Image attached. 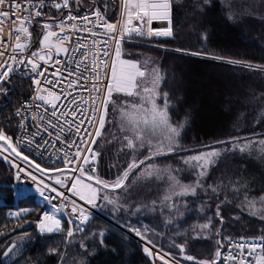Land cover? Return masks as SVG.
Here are the masks:
<instances>
[{
    "label": "trees",
    "instance_id": "trees-1",
    "mask_svg": "<svg viewBox=\"0 0 264 264\" xmlns=\"http://www.w3.org/2000/svg\"><path fill=\"white\" fill-rule=\"evenodd\" d=\"M77 2L79 7L70 1V9L46 8L43 11V15L37 18L40 23H33L30 29V52L38 47L45 30L42 25L51 22L52 18L59 22L69 11L83 14L93 8V3L96 6L107 4L104 15L110 23L117 19L120 0ZM222 6L217 0H172V36L156 42L125 38L121 44L125 59L137 61L148 70L155 67L160 70L159 93L162 96L167 94L170 121L176 125L185 124L177 154L156 157L148 163L164 162L175 166L180 158L210 150L205 146H211L216 141L235 139L240 145L246 141L264 140V68L225 61L264 66V55L256 50L258 45L263 46L262 39L254 33L249 38L245 33V28L249 30L247 21L230 22ZM29 74L23 70L12 75L4 87L9 89L13 85L15 91H10L7 97L0 95V130L12 140L16 128L15 110L30 92ZM118 95L114 92L112 101H117ZM111 104L108 105V116L112 123L107 121L102 137L93 146V150L99 153L95 172L110 182L128 162L134 158L143 159L146 155V151L133 152L124 146L126 135L117 127V110ZM217 146L233 149L232 144ZM13 171L8 161L0 159V192H6L0 196L3 200L0 205V251L13 240L30 238L29 242L21 245L19 254L24 258L18 264H152L138 242L97 216L88 222L73 223L72 235L67 238L65 233L38 234L35 222L52 210L35 190H27L25 196L14 195L17 188L14 186ZM211 176L216 180L221 176L222 186L225 183L238 186L239 194L264 195V155L256 151H227L212 166ZM61 179L64 177L61 176ZM149 185L132 186L127 193L130 208L125 211L119 208L117 214L110 213V216H114L122 227L145 235L153 246L162 251L175 256L180 253L179 247L183 246L187 256L212 261L219 247L217 241L224 244L229 238L257 239L264 236V221L251 218L239 210L234 198L232 201L217 199V202L186 198V210H190V215L178 219V227L162 223L154 209H137L138 205L148 204L146 200L150 193L146 186ZM143 188L146 195L138 191ZM218 207L223 223L216 214ZM14 210L23 212L18 219L9 217ZM195 223L196 227L193 226ZM208 223L210 227L206 230L198 227ZM197 232L201 233L199 238L194 237ZM15 256L8 257L4 264H16Z\"/></svg>",
    "mask_w": 264,
    "mask_h": 264
},
{
    "label": "snow or ice",
    "instance_id": "snow-or-ice-1",
    "mask_svg": "<svg viewBox=\"0 0 264 264\" xmlns=\"http://www.w3.org/2000/svg\"><path fill=\"white\" fill-rule=\"evenodd\" d=\"M172 0H123L122 5H118L121 12V20L117 23H110L104 15L107 12V4L96 6L88 10L81 16H74L71 11L57 22L52 18L51 22L44 23L42 27L46 30L42 39L39 41L40 47L36 51L29 52L31 47L30 31L33 22L39 24L36 18L43 15L44 8L48 7L45 0H0V95L7 97L10 91H15V86L10 85L5 89L12 75L26 70L28 78L33 81L35 95L16 110V115L21 118V128L26 127V122L31 119H39L43 122L42 126H37L28 135L31 139H24L13 142L0 130V159L8 161L13 168V175L18 184L23 183V177H28L37 182L40 195L46 201L61 200L62 204H51L52 213L45 212L38 222V227L42 233H53L60 230V219L57 216L66 209L70 214H75L77 222H86L88 215L86 205L99 208L97 201H104L108 204L117 205L119 192L128 193L131 186L142 178L155 176L158 179L169 181V188L163 200L165 206L175 209L177 200L184 196H194L198 187L202 188L201 178L207 176L210 167L217 164L219 158L229 149L218 147L217 145L232 144L233 150L241 152L251 147L252 141H246L239 145L237 140L216 141L208 147V151H198L197 155L187 156L182 160L185 166L191 167L195 171L194 184H182L180 180L172 175L176 169H159L155 164L148 161L156 157L177 154L180 148V128L173 127L169 123L167 94H163V105L157 104V99L161 98L158 91L160 75L157 69L153 68L149 72L148 68L142 67L134 60H120L121 44L125 42V37L133 36L140 38L170 37L173 35L171 29L170 10ZM71 3L79 4L77 0ZM51 6L56 10L70 9V0H52ZM101 9H104L102 12ZM231 19V17H228ZM153 20L168 21V26L160 29L148 27L145 31L144 25H150ZM71 22V23H70ZM135 22V23H134ZM119 25V27H118ZM58 28L59 32L51 29ZM55 37L56 43L53 44L50 38ZM23 38V39H22ZM69 41L70 47H64L63 42ZM74 41V43H72ZM55 48V59H53L52 48ZM113 52H109V48ZM179 51V49H178ZM191 55H201L191 53ZM61 56L64 59V70L61 71L59 64ZM115 56L116 60L109 66L106 61ZM221 59L220 57H213ZM117 61L120 71H117ZM51 62V63H50ZM233 64H240L241 61H229ZM41 63L45 67H41ZM51 66L53 71L48 72ZM247 67L264 68L260 65H246ZM107 69V71H105ZM151 79V87L144 86ZM72 77V79H68ZM104 79L108 80L107 85L103 84ZM66 81V83H65ZM121 93L126 97H133L140 100L139 104L125 103L120 109L121 115L129 117L131 138H124V146L133 152L139 149L147 150V155L143 159H132L123 168L114 180H103L95 172L96 159L99 153L93 150L97 144V139L101 138L108 117V105L113 103V93ZM103 97V99H101ZM89 100L91 103H89ZM147 105V107H145ZM36 108L40 110L38 116L26 115L27 110ZM131 108L132 113H142V124L132 119V115L127 109ZM49 118L45 121L44 117ZM55 120V123H53ZM148 128L147 133L144 128ZM56 133L51 140H45V136H50V131ZM68 129L70 141H64L62 134ZM158 131L155 136L157 143L153 144L149 138ZM42 142V143H41ZM51 144H61L62 150L56 158L65 165L64 168L53 166L42 168L36 160L30 159L19 150L20 147L26 148L31 155L43 156ZM264 146V140L257 142ZM67 149V151H63ZM51 159V156L49 157ZM22 160L24 166L16 163ZM144 166V167H141ZM139 169V172L136 170ZM91 172V175L87 173ZM163 173V175H162ZM39 174V175H38ZM61 176L64 179H61ZM133 177V179H130ZM55 185V186H53ZM212 191L216 189L209 186ZM61 189H66L69 195ZM179 189V191H177ZM239 191V189H234ZM247 191V189H245ZM6 192H0V196ZM14 195L25 196L27 190L17 188ZM79 201L84 202L78 204ZM155 203V202H153ZM244 203L253 215H259L264 211V196L259 198L260 209L256 208L257 200L244 197ZM69 205L71 208L69 209ZM217 216L223 223L220 216L219 207ZM13 215H21L19 212ZM264 219V217H262ZM202 230L210 227V223L198 225ZM13 229V233H15ZM136 231V230H134ZM137 235H141L136 231ZM67 235H72L71 230ZM201 233H197V238ZM103 238V234H100ZM30 238H21L11 241L2 251H0V264L16 254L15 260L18 264L24 257L20 255L21 245L29 242ZM103 243V239H101ZM151 245V241H147ZM229 248L228 255H221L223 244L217 241L219 247L215 252V259L212 261H196L193 256L185 259L193 261L194 264H220L230 262V264H264V236L257 239L227 241ZM233 250L236 255H232ZM183 252V246L180 247ZM144 252L150 257L153 256L152 248L145 247ZM165 255H161L158 250L155 256L164 264H171L165 260Z\"/></svg>",
    "mask_w": 264,
    "mask_h": 264
},
{
    "label": "rangeland",
    "instance_id": "rangeland-1",
    "mask_svg": "<svg viewBox=\"0 0 264 264\" xmlns=\"http://www.w3.org/2000/svg\"><path fill=\"white\" fill-rule=\"evenodd\" d=\"M217 1H219L223 5L222 7L226 10L227 18L229 16L231 17V19L228 18V20L230 22L247 21V23L249 24L247 28H249V30H247L245 28V33L247 34V36H249V38H251V35H253V33L255 35H259L261 37L263 46L258 45L256 50H259L260 53L264 55V0H217ZM258 22H260V23H258ZM257 23L261 24L262 27H260ZM147 28H148L147 24L144 25L145 31L147 30ZM45 31L46 30H44L43 33ZM43 33L40 37V40L42 39ZM50 40L52 42V38H50ZM137 41H139V40H137ZM140 42H144V41H140ZM39 47H40V44L38 43L37 49ZM121 47H122V45H121ZM37 49H33L32 51H36ZM51 51L53 52V55L55 56V48L54 47L51 49ZM119 59L120 60H127L122 55V49H121V57ZM114 60H116L115 56L112 57L111 65H112ZM225 61L230 63L229 61H231V60L225 59ZM240 64L246 66L249 63H240ZM155 69H157V68L155 67ZM151 70H149V72H151ZM117 71L118 72L120 71V65H119L118 61H117ZM158 72H159L160 77H162L160 70H158ZM151 79H152V77L149 76V82L146 83L144 86L151 87ZM161 79H160V82L158 85V91L160 90ZM119 95H118L119 96L118 100L117 101L114 100L112 103V104H114V106L116 107L115 109L117 110V116L115 117L116 122H117V127L119 129H121V131L125 132L126 137L131 138L129 117L122 116L120 109L123 107V105L125 103H127L129 105L139 104L140 100L133 98V97L128 98L125 95H124V97H122L123 94H121V93H119ZM121 97H122V99H121ZM162 97L163 96L161 95V98H158L156 101L157 104L161 105V106L164 103V100ZM145 107H147V105H145ZM127 111H129L131 113L132 119L135 120L136 122H140L141 126L143 127V124H142L143 114L142 113H132L131 108L127 109ZM109 117L110 116L107 117V121L109 123H112L111 119ZM169 123L173 127L180 128V137H181V133H182V130L185 128V124L181 123L179 125L178 124L176 125L172 121H170V117H169ZM148 131H149V129L145 127L144 132L147 133ZM158 134L159 133L157 131L155 134H153L152 136L149 137L152 140L153 144L157 143L155 136ZM179 141H180V138H179ZM258 141L259 140H255V142H252L251 147L249 149L245 150L244 152L256 151V152L262 153L264 155V146L259 145L257 143ZM0 143H3V142H0ZM243 144H240V145H243ZM224 148H226V147H224ZM138 150L139 151H146V155H147L146 148L145 149H139L138 148ZM231 150H233V149H230L229 151H231ZM205 151H208V150H205ZM197 154H194V155H197ZM188 156H192V155H188ZM186 157L187 156L180 158L176 162L175 166L170 165V163H164V162H160V163L149 162V164H155L157 166V168H159V169H166V168L176 169L178 171H174L171 174L176 176L182 184H194L195 179H196L195 171L193 169H191V167L185 166V164L182 163V160ZM141 167H144V166H141ZM136 171L139 172V169ZM211 172H212V167L209 168L207 176L201 178V184L203 185V187L202 188L198 187L194 196H191V195L184 196L182 198H179L178 200L176 198H174V200L176 202V208L175 209L166 207L165 202L163 200V197L166 194H168L167 189L169 188V181L167 180L166 176L164 179H158L155 176H152V177L142 178L140 180H137L132 186H134L136 184H143V186H145L147 183H150L149 186H146L147 189H149L148 191L150 193L149 199L146 200V202L148 204H146V206L138 205L137 209H139V207L149 208L150 210L154 209L155 213L160 216L161 220L160 219H158V220H160L162 223L164 222L165 224L173 225V227L174 226L178 227L179 226V224H178L179 220H181L182 218H185L187 215H190V213H191L190 210H186V204L187 203H186V201H184L186 198H193V199H195L196 197L199 199L204 198L205 201L207 200V202L216 201L217 199L232 201V199L234 198V199H237V201L234 202V204L237 205L239 210H241L244 213H247V215H249L251 218H255L257 220L264 221V219H262V217H264V211H261L259 215H253L252 212L248 209L247 204L244 203V197L247 195H243V193L239 194L240 188H238V186H236L232 183H229V184L225 183L222 186L223 181H222L221 176L217 177V180H216L215 177L211 176ZM87 174L91 175L89 173H87ZM162 175H163V173H162ZM209 177H211L213 179H210ZM131 179H133V177ZM215 180H216V182H215ZM208 181H212V182L208 183ZM209 186L214 187L216 189V191H212ZM234 189H239V191L234 192ZM130 190H131V188L129 189L128 194H129ZM138 191H140L141 193H144L146 195V191H144V188L140 189ZM138 191H136L137 194H140ZM177 191H179V189H177ZM118 195H119V201H118V204L115 206L112 204H108L104 201H99V200L97 201V204L100 205V207L94 208V209L101 215L100 216L101 219L107 221L111 226L115 227L116 229L121 230L126 235L131 237L133 240L138 242L142 246L143 251H144V248L146 246L151 247L152 252H153V256L150 257L145 252H143V253H145V255L147 257H149L152 264H164L163 261H161L159 258H157L155 256V253L158 250L160 251L161 255L169 254V255H165V260L170 261L171 264H186V263L194 264L193 261H189V260L185 259V257H187V255L184 253V249H183V252L180 251L179 254H176L174 256V255H172L166 251L160 250L158 247H155L152 244L149 245L147 243L148 240L146 239L145 235H143V234L137 235L136 231L130 230L129 228H126V227L125 228L122 227L118 223V220L114 218V216H110L111 215L110 213L117 214L119 211V208L123 209L124 211L128 210L130 208L129 207L130 203H129V200L127 197V193L125 194L123 192H119ZM261 196H264V195L255 196V197L254 196H247V197L249 199L257 200L256 208L260 209L261 205L259 203V198ZM141 197L143 199H145L144 195H141ZM153 202H155V203H153ZM2 204H3V200L0 198V205H2ZM14 211L16 213L19 212L18 210H14ZM21 212L22 211H20L19 213H21ZM49 212L52 213L53 210L49 211ZM193 226L196 227L197 223L193 224ZM35 227H36L38 234H52V233L40 232L38 224L35 225ZM70 230H71V228H70ZM68 232L69 231H67L65 233V235L63 234L66 238L69 236V235H67ZM54 233H58V231H54L53 234ZM197 233L195 234L194 237H197ZM179 250H180V247H179ZM195 260L196 261H205V260H197V259H195Z\"/></svg>",
    "mask_w": 264,
    "mask_h": 264
},
{
    "label": "built area",
    "instance_id": "built-area-1",
    "mask_svg": "<svg viewBox=\"0 0 264 264\" xmlns=\"http://www.w3.org/2000/svg\"><path fill=\"white\" fill-rule=\"evenodd\" d=\"M102 1H105L106 2L108 0H102ZM45 2L48 4V7H46V8H53L51 6L52 0H45ZM56 2H59V0H56ZM122 3H123V0H120V4L119 5H122ZM46 8H44V10ZM67 14L68 13H66L64 16H66ZM71 14L74 15V16H81V15H83L85 13H83V14L71 13ZM36 20H37V18H36ZM120 20H121V12H120V10H118L117 19H116V21L114 23H117ZM33 23H35V21ZM118 27H119V25H118ZM54 31L59 32V29L56 28V30H54ZM125 38L128 39V37H125ZM161 38H163V37H152V38H140V37H136V36L131 37V39H135V40H139V41H144V42H148V41L156 42V41H159ZM31 39H32V36H31ZM52 42L54 44L57 42L55 37H52ZM72 43H74V41ZM63 46L64 47H70V42L69 41H64L63 42ZM29 52H30V50H29ZM109 52L110 53L113 52V49L111 47L109 48ZM65 58L66 57H64V56H61V58H60L59 67H60V70L61 71H63L64 70V67H65V65H64V59ZM53 59H55V56L54 55H53ZM111 61H112V59H109V60L106 61V63L109 66H111ZM41 67H45V65L43 63H41ZM51 71H53V69H52L51 66H49L48 67V72H51ZM105 71H107V69H105ZM19 73H17V74H19ZM14 75H16V74H14ZM68 79H72V77H68ZM65 83H66V81H65ZM102 83L105 84V85H107L108 80L107 79H104L102 81ZM33 95H35V91H34V87H33V81L31 80L30 92H29L28 96L26 97V99L24 101H22L18 105V107L16 108V110L17 109H20L22 107V105L25 103V101H28L30 99V97L33 96ZM101 99H103V97H101ZM89 103H91L90 100H89ZM16 110H15L16 128H15V132H14L13 142H18V141L24 139L25 137H27L28 139H31V137L28 134L31 133V132H33L37 126H42L43 125V122L40 121L39 119H37L36 121H32L31 119H29L26 122V127L25 128H21L22 121H21V118L16 115ZM39 114H40V110H38L36 108H31V109L27 110V112H26V115H29L30 117L31 116H38ZM48 118H49L48 116H45L44 117L45 121ZM53 123H55V120H53ZM49 131H50V134L51 135L50 136H45V140H51V138L56 135V133L54 131H52L51 129ZM62 139L64 141H70V139H75V137H70L68 129H65L64 133L62 134ZM19 150L22 151L24 153V155H28L30 157V159H34V160H36L37 163H40L42 168L53 166V162L54 161H55V167H58V168H64L65 167V165L63 163L59 162L56 159L60 155L61 150H62L61 144H59V143H56V144H51L50 143V146H49L48 151L43 156H40L39 158H37V156H35V155H31V153L26 148H24V147H20ZM63 151H67V149H63ZM50 156H51V159H49ZM16 163L20 164L21 166H24V162L22 160H16ZM22 179H23L24 182L18 184L17 181L14 178V186L16 188H24L26 190H35V191H37L38 194H39V196H40V199L43 202H46L50 208H51V204H62L63 203V201H61V200L46 201L40 195V189L37 188V182L32 181L28 177H23ZM53 186H55V185H53ZM61 190H63L65 192V195L66 196L69 195V193H68V191L66 189H61ZM73 199H77V198L73 197ZM77 203L78 204H83L84 202H81V201H79L77 199ZM70 208H71V205H69V209ZM51 210H53V209L51 208ZM14 213H16V212L13 211L9 216L11 218L18 219L19 216L13 215ZM85 214L88 215V217H89L86 222H88L89 220H91L93 216H97V217H100L101 216L92 206L90 207V206H87V205H86V212H85ZM42 217H43V215H42ZM41 218H40V220H41ZM57 218L60 219V222H61L60 223V230L58 231V233H66L67 231H69L70 228H71V225L73 223H84V222H77L75 214H70V212H69L68 209H66L63 213L59 214ZM39 221L35 222V225H37ZM65 227H67V231L66 232L64 231V228ZM232 240L233 241H239L240 239H232ZM245 240H250V239H245ZM227 241L224 242L223 248L220 249L222 256H227L228 255L227 249L229 248V245H228ZM232 255H236V253H235L234 250L232 252ZM260 255H261V253L258 254V257L257 258H259ZM217 264H220V262L218 261ZM224 264H230V262H224Z\"/></svg>",
    "mask_w": 264,
    "mask_h": 264
},
{
    "label": "water",
    "instance_id": "water-1",
    "mask_svg": "<svg viewBox=\"0 0 264 264\" xmlns=\"http://www.w3.org/2000/svg\"><path fill=\"white\" fill-rule=\"evenodd\" d=\"M167 26H168V21L165 20H153L150 25H147V27H151L152 29H160Z\"/></svg>",
    "mask_w": 264,
    "mask_h": 264
}]
</instances>
